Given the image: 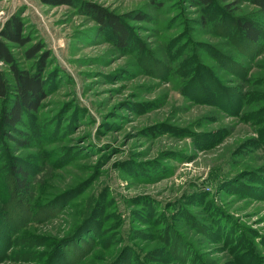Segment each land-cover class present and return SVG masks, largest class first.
Here are the masks:
<instances>
[{
    "label": "rangeland",
    "instance_id": "374dc122",
    "mask_svg": "<svg viewBox=\"0 0 264 264\" xmlns=\"http://www.w3.org/2000/svg\"><path fill=\"white\" fill-rule=\"evenodd\" d=\"M82 2L120 16L134 43L120 48ZM221 6L264 27V13L246 1L0 0V28L18 16L30 38L8 43L17 65L33 71L36 59L24 50L41 45L45 82L38 108L16 125L19 132L8 131L29 143L19 148L8 136L0 143V213L13 209L8 229L27 217L10 232L0 264H44L61 240H72L81 218L98 211L95 244L76 264H122L123 257L133 264H264V150L250 140L255 126L190 96L180 74L192 70L181 61L194 54L233 87L238 76L228 60L220 63L221 53L248 65L256 101L264 102V46L247 63L229 41L233 30L229 39L222 34ZM158 61L169 62L167 73ZM0 70L12 80L6 65ZM6 104L0 100V108ZM17 164L33 182L25 199L10 183ZM66 192L62 205L47 204ZM66 243L64 254L76 240Z\"/></svg>",
    "mask_w": 264,
    "mask_h": 264
},
{
    "label": "trees",
    "instance_id": "16d2710c",
    "mask_svg": "<svg viewBox=\"0 0 264 264\" xmlns=\"http://www.w3.org/2000/svg\"><path fill=\"white\" fill-rule=\"evenodd\" d=\"M159 1V0H158ZM162 1V0H160ZM195 5L209 6L211 7L214 0H190ZM226 1V0H220ZM246 1L248 4L256 7V9L264 13V0H234ZM45 4L48 5H59L68 4L74 5L75 0H43ZM161 7V4L157 6ZM82 8L84 12L93 19L97 25L105 30L112 39L119 45L120 48H125L130 43L133 44L132 35L130 28L122 22L121 17L113 14L107 9L92 3L82 2ZM218 9V8H216ZM219 14H221L224 27V37L229 39L228 34L233 30L234 36L229 39L230 42L235 43L237 46L242 48V53L248 56L249 60L247 63H251L258 53V48L261 45L264 46V27L257 24V21L246 16L233 17L230 12L221 6L219 9ZM142 17V18H141ZM150 20V17H145L144 15L136 14L134 19H146ZM22 21L18 16L12 15L9 17L2 27L0 28V63L6 65L11 74V81L8 80L3 72L0 70V100H5L7 104L0 108V143L3 137H12L13 140L19 143V148L26 146L29 142L21 136H11L8 133L19 132L16 129V125H24L23 117H29L39 106V101L44 97L45 92V82L42 79L41 70L43 56L38 55L41 50V45L32 43L26 47L24 50V55L26 59H36L35 68L33 71L26 70L24 68H19L17 65L8 43L15 44L16 46H23L30 41V38L23 33ZM130 41V42H129ZM262 43V44H261ZM261 44V45H260ZM139 46V43H138ZM141 48V47H139ZM261 49H259L260 51ZM220 58L218 59L221 64H225V60L229 61V67L231 71H235L238 76V80L233 87H229L226 84H222L221 79L219 81L213 72L208 71V68L204 67L202 64L195 60L194 54L185 56L184 58L188 60L181 61L183 68L184 65L188 64L189 61L192 63L191 71L182 70L180 71L185 80L183 84L191 86L190 96L200 95L202 97L201 101L206 103H214L223 110L234 113L241 120H249L255 126V136H251V141L254 145L262 146L264 150V102H257L255 90L251 87V77L247 74L248 65L245 63L230 61L226 56L222 57L219 53ZM191 58L189 59V57ZM162 70L167 73L169 70V62L166 64L163 61H158ZM189 76V78L187 77ZM203 81L202 83L198 82ZM207 82V83H206ZM198 84V85H197ZM210 87V88H209ZM198 92V93H196ZM33 121V120H32ZM27 136V135H25ZM14 163H12L13 165ZM16 164V162H15ZM10 183L13 185V190L17 194H20L23 199L27 195H30L32 190V179L30 178L29 170H25L19 164L15 165L10 172ZM67 192L62 195H58L57 198L47 201L48 205L55 203V200H59V205H62L67 198ZM54 201V202H53ZM46 206V205H45ZM45 208V207H44ZM41 208L40 209H44ZM9 212L6 217L4 214L0 213V252H4L11 245L9 240V234L15 229H19L24 222L27 221V217L23 216L15 219L14 224L8 229L9 223L7 222L8 216L13 213V209H8ZM7 210V211H8ZM11 212V213H10ZM91 214L85 218V220L79 221L77 226L72 231V240L68 239L66 242H72L76 240V245L72 246L71 250H67L64 254L62 247L67 245L66 242L60 241L56 247V251L52 254V257L46 258L44 264H76L83 257L82 254L86 251L87 247L93 246L97 235V228L101 229L98 225L100 222H95L98 219V213L90 212ZM26 220H23L25 219ZM99 221V220H98ZM11 222V223H13ZM17 224H16V223ZM17 225V226H16ZM72 229V228H71ZM4 241V242H3ZM89 245H86V243ZM3 243V244H2ZM80 247L78 250L76 246ZM87 246V247H86ZM172 252V251H171ZM173 255V253L171 254ZM122 264H133L132 261H126L123 257Z\"/></svg>",
    "mask_w": 264,
    "mask_h": 264
}]
</instances>
